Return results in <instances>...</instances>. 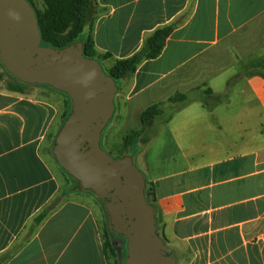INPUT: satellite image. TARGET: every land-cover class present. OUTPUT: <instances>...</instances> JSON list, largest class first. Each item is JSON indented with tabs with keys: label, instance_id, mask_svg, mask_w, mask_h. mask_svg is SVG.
<instances>
[{
	"label": "crops",
	"instance_id": "crops-1",
	"mask_svg": "<svg viewBox=\"0 0 264 264\" xmlns=\"http://www.w3.org/2000/svg\"><path fill=\"white\" fill-rule=\"evenodd\" d=\"M169 25L161 55L118 82L114 112L122 125L138 119L130 134L142 130L141 116L151 106L177 93L197 96L165 126L172 138L166 148L174 145L180 157L167 154L158 165L141 157L139 141L130 151L154 184L157 225L177 264H264V70L232 80L249 63H264V0H96L82 41L92 37L106 70ZM234 83L237 109L228 97ZM32 88L19 94L0 82V264H109L98 197L62 191L47 160L63 121L56 92ZM250 117L259 121L255 143L224 136L242 139ZM47 207L51 213L35 225Z\"/></svg>",
	"mask_w": 264,
	"mask_h": 264
},
{
	"label": "water",
	"instance_id": "water-1",
	"mask_svg": "<svg viewBox=\"0 0 264 264\" xmlns=\"http://www.w3.org/2000/svg\"><path fill=\"white\" fill-rule=\"evenodd\" d=\"M36 12L26 0H0V63L23 86L45 85L72 102L52 153L63 170L105 205L113 233L127 241L123 264H177L158 235L150 188L134 158L109 155L102 134L115 112L117 82L87 58L82 42L42 46Z\"/></svg>",
	"mask_w": 264,
	"mask_h": 264
},
{
	"label": "trees",
	"instance_id": "trees-1",
	"mask_svg": "<svg viewBox=\"0 0 264 264\" xmlns=\"http://www.w3.org/2000/svg\"><path fill=\"white\" fill-rule=\"evenodd\" d=\"M26 1L30 3V5L33 7V9L36 12L38 26L42 37V44H41L42 46L52 47L55 49H63L74 43L82 42L84 45L85 56L90 59H96L97 56L96 53L93 51L92 37L89 36L88 40L85 42L79 40L80 35L86 30V28L92 27L96 15V0H43L45 4V10L42 12L37 9L35 5V0H26ZM172 32H173L172 25L165 26L163 28L156 30L150 37L146 39L142 49L139 52H137L135 55H133L128 59L116 61L114 66H112L108 71L105 70L107 75L113 77L114 80L117 82V85L119 81L130 78L144 61L156 59L161 55L162 51L165 48L166 41L169 38V36L172 34ZM108 56L109 55H104L102 56V58L106 59L108 58ZM258 69L264 70V63L259 61L251 62L249 63L248 67H246L245 73L244 72L238 73L232 78V80L235 82L237 80H242L245 78L246 75L252 74ZM3 70L4 67L0 63V82L5 81L6 87L10 92H15L19 94L29 93L30 89L32 88L31 86H23L18 84L16 82V79L12 76L6 80L4 77L5 72H3ZM34 87H44V88H48L51 91L59 92L45 85L34 86ZM206 94L213 95V93L210 90H207ZM66 96L68 97V95ZM187 96L188 95L186 93H177L176 95H174V97L169 99V102H171L174 100V98H180V107L176 109L174 113H176L184 106L192 102V100L190 101L188 100ZM68 99L70 101V107H69V111L63 115V124L65 120L68 118L72 109V102L69 97ZM204 104L207 107L210 106V104L207 101H204ZM161 105L162 104H155L143 112L141 116L142 130L137 132H132L129 134L128 138L125 141L126 143H125L124 151L119 156V158L126 155H131L132 157H134L135 153H131L130 151L132 146L137 141H139L143 145H147L154 139L155 135L157 134V131H155V122L157 120V115L159 114L158 112L155 111H157L161 107ZM130 137L132 138L131 140L129 139ZM52 150H53V146L51 148V154L52 156H54ZM69 176L71 175L69 174ZM71 178L75 180L80 190L88 191L81 186V183L79 181H77L72 176ZM149 185L150 188L148 191V198L150 199V204L153 207H155L154 184L149 182ZM89 192L93 193L92 191ZM99 201L102 204H104L100 199ZM51 211H52L51 207H47L46 209H44L34 219V224L39 225L40 223H42L49 216ZM108 218L110 221L109 215ZM157 229H159L158 225H157ZM112 233H113L112 229L108 224V227H106L102 235L104 252L107 259L113 260L114 264H119L117 262L118 252L112 244V237H111ZM157 233L166 242L164 235L161 232L159 233L158 231ZM126 255H127V250L125 253V258ZM123 262L121 264H123Z\"/></svg>",
	"mask_w": 264,
	"mask_h": 264
},
{
	"label": "rangeland",
	"instance_id": "rangeland-1",
	"mask_svg": "<svg viewBox=\"0 0 264 264\" xmlns=\"http://www.w3.org/2000/svg\"><path fill=\"white\" fill-rule=\"evenodd\" d=\"M35 5L39 11L42 12L45 10V4H44L43 0H35ZM86 29H89V28H86ZM86 37H87V31L85 30L80 35L79 40H85ZM114 64L115 63H112V62L107 64L106 70L108 71L112 66H114ZM3 72H5V74H4L5 79H9L11 77L9 74L6 73V71L3 70ZM235 72L236 71H234V73ZM119 85L120 84H118V86ZM238 86H237V83H234L230 88L231 90L233 88V91L232 92L230 91L231 93L229 92L230 94L228 95V97H232V99H234V102H232V104H233L232 106L235 109H237L239 107V100L237 98V93H236V88H238ZM32 89H34V88H31L30 90H32ZM40 89H46V88H40ZM56 95H57L58 105L60 106V111L64 115L66 112L69 111L70 101L66 95L62 94V92H56ZM187 95H188L187 98L189 101L197 98L196 95H191V94H187ZM208 101L212 105L216 104V102H217L213 99H208ZM179 107H180V98H174V100L171 102L168 101V102L162 103L161 107L157 111H155V112L159 113L157 115V120L155 122V131H157V134L155 135L154 139L156 140V142L154 141L155 143L152 144L151 146H149V145L146 146V145H143L140 143L138 150L140 151L139 154H141V157H143L145 155L146 158L155 162L158 165H160L161 161H163L164 158L168 157L167 154L168 155H174L175 158L180 157V151L174 145L170 148H166V146H168L170 144L169 142L172 141V138L170 137V135L168 134V132L165 129L167 121L172 117L175 110L178 109ZM249 107H250V110L254 109L252 102H250ZM182 119H184L183 116L178 117L175 120L173 126H171V127L179 125L180 120H182ZM247 121H248L247 132L244 134L242 139H240V140L236 139V137L238 136V134H236V133L224 135V136L230 137V140H233V141H240V142L243 141V142H247L249 144L255 143L257 141V133H256L255 129L257 127H259V121L256 117H250L249 119H247ZM123 122L121 119H118L116 117V113H115L113 115V117L111 118L109 124L107 125V127L103 131L102 139H101L102 148L109 155H111L113 157H117V158H119V156L124 151L125 143H126L125 141L129 136V133H128L129 130H135V129H138L140 127L139 121L136 117L128 119V123H126V125H122ZM61 124L63 126V121ZM134 132H137V131H134ZM175 136H178V134H175ZM206 136L208 137L209 135H206ZM189 137H192V134L189 135ZM129 139L131 140L132 138L130 137ZM54 141H55V137H53L51 139V142L49 145V153H47L48 154L47 160L49 161V163L52 165L53 169L58 174L60 189L62 191L66 190V189H80L78 184L75 182V180L72 179L71 176H69V174H67L61 168V166L58 164V162L56 161L54 156H52L51 148L54 144ZM191 152H192L191 150H185V153L191 154ZM137 157H138V155H137ZM137 157H135V158L133 157L134 163H135L136 167L142 173H144L145 169L143 167L142 160H138ZM144 175H146V174L144 173ZM149 202H150V199H149ZM101 205L103 206V211L105 214V221L107 222V224L110 225V221L108 218V214H107V210L105 208V205L102 203H101ZM105 229H106V227L104 228V230ZM104 230L102 231V235L104 233ZM158 232L159 233L161 232L160 228L158 229ZM113 235L115 238H113V236L111 234L112 244L118 252L117 262L119 264H121L125 258L127 243L121 237V235H118L116 233H113ZM102 241H103V237H102ZM108 261H109V264H114L113 260L108 259Z\"/></svg>",
	"mask_w": 264,
	"mask_h": 264
}]
</instances>
